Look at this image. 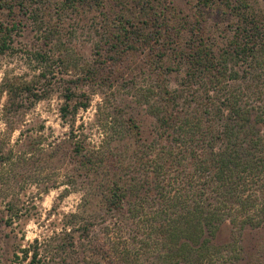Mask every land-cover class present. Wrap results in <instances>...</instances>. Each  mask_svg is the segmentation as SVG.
<instances>
[{
    "label": "rangeland",
    "instance_id": "rangeland-1",
    "mask_svg": "<svg viewBox=\"0 0 264 264\" xmlns=\"http://www.w3.org/2000/svg\"><path fill=\"white\" fill-rule=\"evenodd\" d=\"M246 15L264 31V0H0L12 32L0 50V264L27 263L33 244L39 263L63 264L46 244L71 212L96 239L129 234L133 219L96 189L157 168L163 111L191 116L206 94L211 69L190 76L197 51L244 70L231 44ZM233 237L240 264H264V223L216 240Z\"/></svg>",
    "mask_w": 264,
    "mask_h": 264
},
{
    "label": "trees",
    "instance_id": "trees-1",
    "mask_svg": "<svg viewBox=\"0 0 264 264\" xmlns=\"http://www.w3.org/2000/svg\"><path fill=\"white\" fill-rule=\"evenodd\" d=\"M244 20L231 44L244 70L214 65L197 51L190 76L211 69L206 94L191 116L177 119L169 107L163 111L157 168H134L128 184L96 189L106 210L133 219L129 234L106 231L108 237L96 239L94 222L71 212L64 235L51 238L47 252L65 253L63 264H240L237 239L216 237L227 225L242 230L264 223V31L254 18ZM11 34L0 22V50ZM240 79L246 83L234 82ZM32 246L22 249L25 260L30 256L25 264H48L39 263L38 246Z\"/></svg>",
    "mask_w": 264,
    "mask_h": 264
}]
</instances>
